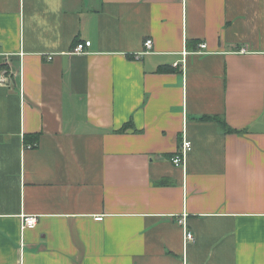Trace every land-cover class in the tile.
Returning a JSON list of instances; mask_svg holds the SVG:
<instances>
[{"label":"crops","instance_id":"crops-1","mask_svg":"<svg viewBox=\"0 0 264 264\" xmlns=\"http://www.w3.org/2000/svg\"><path fill=\"white\" fill-rule=\"evenodd\" d=\"M0 64V264H264V0H0Z\"/></svg>","mask_w":264,"mask_h":264},{"label":"built area","instance_id":"built-area-1","mask_svg":"<svg viewBox=\"0 0 264 264\" xmlns=\"http://www.w3.org/2000/svg\"><path fill=\"white\" fill-rule=\"evenodd\" d=\"M89 45H90L89 40H86L84 42H77L72 47V50L70 51V53H74V54L85 53L87 51V47ZM152 46H153L152 39L146 38L143 42V50L141 51V53L142 54L150 53L152 50ZM198 47H199V50H196L193 53H201L202 51H200V50L206 48V43H204V42L199 43ZM187 53H188L187 50H183L182 51L183 57H185ZM47 58L50 59L51 56L49 55ZM183 62H184V58H183ZM190 149H191V141L186 139V137L183 135L179 149L177 150V152L175 154H173V156L170 159L171 162L174 165L184 166L187 152L190 151ZM96 219L100 220L101 217L98 216V217H96ZM36 221H37V219H36V216H34V215H23V219L21 221V228H23V229L24 228H32L36 225ZM183 239H184V242L186 243L187 241H193L194 236L190 231H187L185 229L184 234H183Z\"/></svg>","mask_w":264,"mask_h":264},{"label":"trees","instance_id":"trees-1","mask_svg":"<svg viewBox=\"0 0 264 264\" xmlns=\"http://www.w3.org/2000/svg\"><path fill=\"white\" fill-rule=\"evenodd\" d=\"M6 65L5 64H0V70L1 69H5ZM201 119L205 120V119H212L215 120L218 124V126L220 127V129L223 131V133H239L241 132L240 130L234 129L232 127H230L224 119H222L221 117H216V116H202ZM125 130V127L120 128L119 130H117V132H123Z\"/></svg>","mask_w":264,"mask_h":264}]
</instances>
